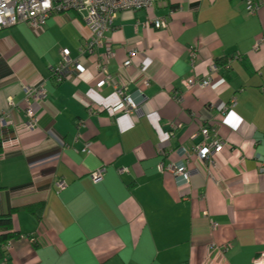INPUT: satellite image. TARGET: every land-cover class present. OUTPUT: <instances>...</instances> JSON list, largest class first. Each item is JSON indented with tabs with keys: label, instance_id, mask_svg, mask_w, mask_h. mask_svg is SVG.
<instances>
[{
	"label": "crops",
	"instance_id": "crops-1",
	"mask_svg": "<svg viewBox=\"0 0 264 264\" xmlns=\"http://www.w3.org/2000/svg\"><path fill=\"white\" fill-rule=\"evenodd\" d=\"M255 1L254 16L244 0H154L151 10L117 15L106 36L113 58L102 60L137 104L131 115L112 114L120 104L112 86L95 88V59L79 75L54 76L61 52L77 60L90 37L75 15L53 16L40 32H0V114L11 124L0 129L8 150L0 155V216L41 209L39 220L13 212L18 237L0 264H264V46L253 52L264 40V0ZM156 20L166 27L155 30ZM131 51V67L120 70ZM211 65L210 88L186 91ZM42 84L47 98L30 132L22 88ZM201 125L233 143L215 158L219 184L192 157L190 183L178 188L158 165L179 163L180 148L191 153Z\"/></svg>",
	"mask_w": 264,
	"mask_h": 264
},
{
	"label": "built area",
	"instance_id": "built-area-1",
	"mask_svg": "<svg viewBox=\"0 0 264 264\" xmlns=\"http://www.w3.org/2000/svg\"><path fill=\"white\" fill-rule=\"evenodd\" d=\"M245 12L248 16H254L258 11L260 4L255 0H244ZM154 0H0V31L10 29L17 25H25L29 29L37 32L45 24L47 20L55 15H75L89 32V39L78 48L79 58L71 60L68 51L61 52V61L54 70V76L57 81L61 82L64 77L74 74H81L85 71L84 61L86 58L95 59V71L101 75V80L95 85L97 90H101L107 86H112L114 92L120 100V104L112 110V114L122 113L131 115L138 109L137 104L133 102L125 90V85H113V79L106 72L103 66V58H113L112 52L108 49L110 43L106 40V36L113 30V23L117 15L122 13H135L139 11L151 10ZM155 30L164 29L166 23L163 20L153 22ZM262 46L264 40L257 42L253 47L256 53ZM106 47L103 55H99L98 51ZM197 50L193 47L188 52V64L192 68L194 66ZM137 53H126L124 62L120 66V70H126L131 64ZM231 61H228L229 65ZM218 69L211 65L207 68L206 76L203 79L189 80L185 83V90L192 89L205 90L210 88L212 81L211 76L217 73ZM143 87L149 86V79L142 83ZM22 102L25 125L30 132L36 131L39 127L37 107L47 98L45 86L37 87L25 86L22 88ZM12 109V105H9ZM235 108V102L232 100L229 109ZM225 112V111H223ZM216 111L212 110L210 116L215 117ZM9 118L7 113L0 114V129H6L11 124H6L5 119ZM233 144L221 137L216 130L201 125L198 132L193 137V147L191 153L185 148L178 149L175 154L179 159L177 164L158 165L159 173L166 171L171 174L176 181L178 188L188 186L190 183L186 166L194 157L199 163L206 166L207 178L218 185L219 183L213 178L212 172L215 170V158L221 153L223 147ZM88 145H85L83 153L88 152ZM123 170H119L118 174H122ZM263 173V169L259 170ZM104 170L96 171L90 175L93 183L97 184L101 181ZM58 191L65 188V184L58 181L54 184ZM211 230H215L217 225L210 223ZM9 244L4 247V251L9 253Z\"/></svg>",
	"mask_w": 264,
	"mask_h": 264
},
{
	"label": "trees",
	"instance_id": "trees-1",
	"mask_svg": "<svg viewBox=\"0 0 264 264\" xmlns=\"http://www.w3.org/2000/svg\"><path fill=\"white\" fill-rule=\"evenodd\" d=\"M55 16H62V15H55ZM43 26L41 27L39 32L42 30ZM5 76L6 75H4V74H0V88L3 87L4 83L6 82V81H2V79ZM7 151L8 150H6L5 148L0 146V155L5 153V152H7ZM0 190H1V188H0ZM19 211H27V212L31 213L32 215L36 216L35 217L36 220H39V218H40L39 214H40L41 209L39 208L37 210H34L33 206H27V207L15 209V210L11 211L10 213H8L6 215L0 216V262L4 261L5 258H6V252L4 251V247L6 245H8L11 240L16 239L18 237L12 231V228H11V216L13 215V212H19Z\"/></svg>",
	"mask_w": 264,
	"mask_h": 264
},
{
	"label": "rangeland",
	"instance_id": "rangeland-1",
	"mask_svg": "<svg viewBox=\"0 0 264 264\" xmlns=\"http://www.w3.org/2000/svg\"><path fill=\"white\" fill-rule=\"evenodd\" d=\"M83 25V24H82ZM18 27V28H17ZM16 28L15 27H13V28H10L11 30L10 31H12V30H16V29H22V27H25L24 25L23 26H17ZM83 27H84V25H83ZM86 29V28H85ZM7 30H9V29H7ZM87 30V29H86ZM88 31V30H87ZM89 33V32H88ZM13 42H15V41H13Z\"/></svg>",
	"mask_w": 264,
	"mask_h": 264
}]
</instances>
